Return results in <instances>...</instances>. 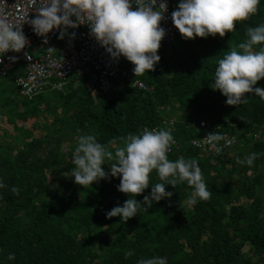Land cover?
Returning a JSON list of instances; mask_svg holds the SVG:
<instances>
[{
  "label": "trees",
  "instance_id": "1",
  "mask_svg": "<svg viewBox=\"0 0 264 264\" xmlns=\"http://www.w3.org/2000/svg\"><path fill=\"white\" fill-rule=\"evenodd\" d=\"M259 24H264V0L256 14L236 22L223 37L185 39L180 33L161 48L154 69L139 75L146 89L118 78L104 93L88 89V76H78L79 81L74 76L63 90L28 98L18 94L14 82L20 65L0 77V115L14 131L4 130L0 139V178L6 185L0 188V264H137L153 256H166L168 264H264V100L249 93L247 104L227 105V97L211 87L218 60L246 40L248 27ZM256 86L264 87V78ZM40 113L47 117L40 136L17 123ZM205 115L215 127L200 130L196 123ZM170 119L180 147L169 159H197L210 199L188 205L193 189L169 185L172 197L124 222L106 217L131 198L118 190L112 161L103 165L109 176L99 182L62 183V173L74 166L81 134H94L114 150L129 133L167 129ZM215 130L234 135L233 146L214 154L191 144ZM253 152L258 154L253 166L237 163ZM157 182L153 171L150 184ZM150 192L151 185L135 198L143 203ZM246 246L252 255L244 252ZM129 251L133 254L126 256Z\"/></svg>",
  "mask_w": 264,
  "mask_h": 264
},
{
  "label": "clouds",
  "instance_id": "2",
  "mask_svg": "<svg viewBox=\"0 0 264 264\" xmlns=\"http://www.w3.org/2000/svg\"><path fill=\"white\" fill-rule=\"evenodd\" d=\"M48 0L39 15L31 21L34 31L45 37L54 28L79 24H88L91 33L104 46L108 53L118 59L123 56L133 65L135 76L153 70L161 57L158 50L166 30L161 26L165 18L167 0ZM261 0H180L178 7L171 13L174 26L183 38H206L226 32H233L236 22L247 20L256 14ZM137 7L133 8V5ZM162 9V11L160 10ZM86 16L88 23H77ZM75 17V20L72 19ZM65 27L59 38L63 39ZM75 33H72L74 36ZM246 40L233 46L218 60L211 87L227 97V105L248 103L249 93L264 100V87L257 82L264 78V24L246 29ZM45 42L47 40L45 39ZM28 44L20 26L0 20V58L9 51L20 52ZM255 49V50H254ZM15 59V57H9ZM198 122V121H197ZM175 130V127L173 131ZM173 131L169 129L144 128L138 134L129 133L123 139V146L110 150L94 134H81L73 151V167L65 175L74 177V182L82 186L92 185L108 178L109 173L103 165H110L111 176L120 178L118 190L131 194L122 206L117 205L106 212L107 218L120 217L127 222L137 216L141 208L148 209L154 202L170 198L172 191L166 187L186 183L193 189L188 205L211 197L199 161L193 158L179 157L170 160L168 153L175 144ZM176 138V137H175ZM177 139V138H176ZM224 146H230L233 139L225 140L217 131L209 132L206 142L219 154ZM115 142H113L114 144ZM258 154L250 153L237 163L254 165ZM155 171L159 181L150 184V174ZM151 185L150 196H144L143 203L135 197ZM6 185L0 178V188ZM12 191L18 194V190ZM131 251L126 256H131ZM15 259V253L8 255ZM137 264H168L166 256H153L138 260Z\"/></svg>",
  "mask_w": 264,
  "mask_h": 264
},
{
  "label": "built area",
  "instance_id": "3",
  "mask_svg": "<svg viewBox=\"0 0 264 264\" xmlns=\"http://www.w3.org/2000/svg\"><path fill=\"white\" fill-rule=\"evenodd\" d=\"M160 2L161 0H158L154 7H158ZM47 3L48 0H0V20L20 26L28 41L26 47L20 52L9 50L4 57L0 58V77L20 65L21 74L16 77L14 82L21 96L32 98L47 90H63L67 81L74 76H88L86 82L88 89L93 90L98 87L104 93L112 89L114 80L118 78H125L140 89L147 88L146 82L139 75L135 76L134 65L123 56H121L122 63H119L118 59H114L91 33L88 24H79L75 28L71 26L54 28L47 34L46 38L38 35L34 31L31 21L39 15L40 10ZM171 5L172 0H167L165 18L161 21V26L166 30V35L161 41V47L158 50L159 56H161V48L174 43L180 35L171 19L173 12ZM135 7L137 5L134 4L133 8ZM160 10L162 11V9ZM72 19L75 20V17ZM88 22L86 16L77 21V23ZM65 27L67 28L65 35L69 39L64 48L57 47L54 43H47L59 35ZM72 33L75 35L72 36ZM9 57H15V59H9ZM165 123H170L167 129L171 130L172 133L174 129L173 119L165 120ZM197 127L200 130L211 129L206 118L198 119ZM208 133L192 138L191 144L205 152L216 154L215 149L206 142ZM222 136L225 140L233 138L234 140L230 146H224L225 141L221 140L219 146L223 150L220 153L232 147L236 140L234 135L223 134ZM174 139L175 144L171 146L170 152L174 148L180 147L179 141L175 137Z\"/></svg>",
  "mask_w": 264,
  "mask_h": 264
},
{
  "label": "rangeland",
  "instance_id": "4",
  "mask_svg": "<svg viewBox=\"0 0 264 264\" xmlns=\"http://www.w3.org/2000/svg\"><path fill=\"white\" fill-rule=\"evenodd\" d=\"M180 0H173L172 2V10H176L177 7H178V4H179ZM60 34L53 37L52 39H50L47 43L50 44V43H54L57 47H62L64 48L65 47V44L66 42H68V36H64L63 39H60L59 38ZM119 60V63L121 62V57L118 58ZM122 63V62H121ZM76 78H78V76H76ZM79 80H82L80 77L77 79V81ZM50 90H47L45 92H49ZM50 116H48V119ZM47 119V117H45L44 113H40L38 114L37 116L35 117H32V118H29L27 121H23V120H18L17 123H19L20 125L24 126V127H27V128H30L32 129L33 128V131L35 133V135L37 136H40V134H43L44 130H43V124L45 122V120ZM4 130H8L10 132H14L13 131V125L11 123L8 122L7 118L4 116V115H0V139H3V135H4ZM66 172L62 173L61 175V178H65V181L62 182L60 181V179L58 180V183H67L68 181H71V182H74V177H71V176H68V175H65ZM67 174V173H66ZM73 184V187H75V182L72 183ZM244 252L246 254H249V255H252V251L250 249V246H246L244 248ZM257 258V257H255Z\"/></svg>",
  "mask_w": 264,
  "mask_h": 264
},
{
  "label": "crops",
  "instance_id": "5",
  "mask_svg": "<svg viewBox=\"0 0 264 264\" xmlns=\"http://www.w3.org/2000/svg\"><path fill=\"white\" fill-rule=\"evenodd\" d=\"M17 92H18V94H19V91L17 90ZM20 95V94H19ZM33 117H35V116H33ZM172 118V117H171ZM201 118H206L207 119V121H208V123L210 124V126L211 127H215L214 125H213V123L210 121V119H209V117L208 116H201ZM201 118H199V119H201ZM19 124V123H18ZM196 126H197V123H196Z\"/></svg>",
  "mask_w": 264,
  "mask_h": 264
}]
</instances>
